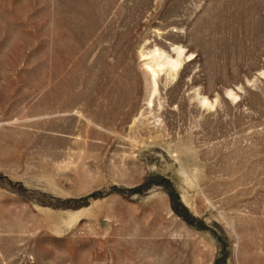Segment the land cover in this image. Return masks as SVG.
Listing matches in <instances>:
<instances>
[{
	"label": "rangeland",
	"instance_id": "1",
	"mask_svg": "<svg viewBox=\"0 0 264 264\" xmlns=\"http://www.w3.org/2000/svg\"><path fill=\"white\" fill-rule=\"evenodd\" d=\"M0 264H264V0H0Z\"/></svg>",
	"mask_w": 264,
	"mask_h": 264
},
{
	"label": "bare ground",
	"instance_id": "2",
	"mask_svg": "<svg viewBox=\"0 0 264 264\" xmlns=\"http://www.w3.org/2000/svg\"><path fill=\"white\" fill-rule=\"evenodd\" d=\"M176 52H177V58H179L181 52L180 51H176ZM152 62L154 63L153 66L152 67L148 66V68L150 69L152 75L154 76L156 75V70L160 71L164 67H169L170 69L175 70L180 65L179 59L176 60L168 59L167 57H164L163 53L153 55Z\"/></svg>",
	"mask_w": 264,
	"mask_h": 264
}]
</instances>
